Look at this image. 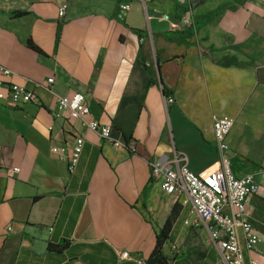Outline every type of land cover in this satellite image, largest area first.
I'll return each mask as SVG.
<instances>
[{
  "label": "crops",
  "instance_id": "crops-1",
  "mask_svg": "<svg viewBox=\"0 0 264 264\" xmlns=\"http://www.w3.org/2000/svg\"><path fill=\"white\" fill-rule=\"evenodd\" d=\"M163 14L195 25L170 29ZM0 65L11 71L0 75L6 85L37 95L14 105L1 89L0 264H137L167 220L166 262L150 264H223L191 206L165 193L148 163L176 150L194 172L214 164L219 115L234 119L225 153L233 173H254L261 186L246 201L261 241L245 256L264 264V0H0ZM73 91L137 151L58 110L56 95Z\"/></svg>",
  "mask_w": 264,
  "mask_h": 264
},
{
  "label": "built area",
  "instance_id": "built-area-1",
  "mask_svg": "<svg viewBox=\"0 0 264 264\" xmlns=\"http://www.w3.org/2000/svg\"><path fill=\"white\" fill-rule=\"evenodd\" d=\"M128 4L121 5L122 9H128ZM66 5L59 7L58 15L62 16ZM161 18L169 21V28H175V22L189 28L194 24L191 16L181 19H172L170 15L163 14ZM10 70L0 65V75L10 74ZM54 76H50L43 83L50 89ZM6 87V97L14 105H21L37 99L36 93L17 83L5 84L0 78V98L4 95L1 89ZM165 103L173 101L171 96H165ZM56 106L60 111H66L69 117L80 120L81 124L95 132L104 141L131 152L137 151L135 141L124 142L114 139L110 132L111 126L103 124L95 119L89 109L85 95L79 91L69 94L56 95ZM234 123L229 115H219L212 118V131L215 148L219 153L217 161L206 167L201 172H194L187 165L185 154L173 150L170 155L163 154L158 157L148 158L151 178L158 182L161 189L180 199L182 205L189 204L206 227L209 237L213 242L219 259L223 264H259L255 258H246L247 251H254L261 241L259 232L246 218L247 197L258 194L261 186L255 180L254 173L235 175L230 167L226 151L229 149L227 136ZM84 139L77 136L71 146V154L68 158L67 169L72 171L78 161ZM19 171L18 166L8 169L12 176ZM264 179V170L260 171ZM187 223V220H185ZM9 229V227H7ZM176 249L174 244L171 245ZM122 259H133L126 250L119 251ZM137 264H147L146 259H135Z\"/></svg>",
  "mask_w": 264,
  "mask_h": 264
},
{
  "label": "trees",
  "instance_id": "trees-1",
  "mask_svg": "<svg viewBox=\"0 0 264 264\" xmlns=\"http://www.w3.org/2000/svg\"><path fill=\"white\" fill-rule=\"evenodd\" d=\"M216 11L218 12V9ZM194 25H195V22H194L192 27H194ZM192 27L186 28L185 30H190V28H192ZM182 31H184V30H182ZM182 31H180V32H182ZM201 53H202V51H201ZM169 229H170V222H169V220H167L165 222L163 228L161 229L160 233L156 236V242H155V247L153 249V252H152L151 256L148 259H146L147 264L166 262L165 257L162 254L161 250H162L163 243L165 242V240L168 237ZM51 247H53V246L51 245Z\"/></svg>",
  "mask_w": 264,
  "mask_h": 264
},
{
  "label": "water",
  "instance_id": "water-1",
  "mask_svg": "<svg viewBox=\"0 0 264 264\" xmlns=\"http://www.w3.org/2000/svg\"><path fill=\"white\" fill-rule=\"evenodd\" d=\"M160 81V80H159Z\"/></svg>",
  "mask_w": 264,
  "mask_h": 264
}]
</instances>
